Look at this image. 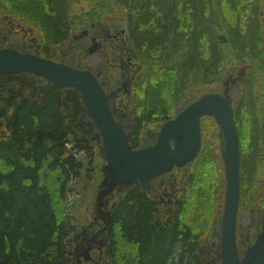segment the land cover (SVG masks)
I'll use <instances>...</instances> for the list:
<instances>
[{"label": "trees", "instance_id": "trees-1", "mask_svg": "<svg viewBox=\"0 0 264 264\" xmlns=\"http://www.w3.org/2000/svg\"><path fill=\"white\" fill-rule=\"evenodd\" d=\"M81 1L0 0V13L34 27L48 53L67 39L73 20L86 24L71 17ZM86 1L89 21L123 18L143 64L133 86V148L145 131L173 119L183 100L219 92L222 79L246 67L234 105L239 213L264 208L258 176L264 168V0ZM6 109L0 114V264H69L68 190L81 177L76 155L90 150L92 137L82 101L71 89L47 84L41 98L18 93ZM200 128L201 149L182 171L174 210L160 211L139 185L126 192L111 212L104 264H205L202 241L225 186L218 127L203 117Z\"/></svg>", "mask_w": 264, "mask_h": 264}, {"label": "water", "instance_id": "water-1", "mask_svg": "<svg viewBox=\"0 0 264 264\" xmlns=\"http://www.w3.org/2000/svg\"><path fill=\"white\" fill-rule=\"evenodd\" d=\"M245 69V66L241 67L242 71ZM19 74H32L60 89L75 91L82 101L88 127L102 139L106 164L96 198V214L103 216L104 230L106 229L105 234L100 236L104 239L102 246L108 238L111 212L116 205L108 207L107 195L121 189H127L128 192L137 184L141 190H147L153 179L189 166L201 149L200 121L203 117H208L214 120L219 129V152L225 183L224 201L221 210L217 211V215L221 212L220 264H264V228L243 254L238 251L241 158L234 107L227 88L221 93L204 94L180 108L172 120L162 125L153 146L133 149L127 130L111 114L110 96L106 95L91 72L80 71L38 56L23 55L11 49L0 50V77ZM102 198L105 200L103 204L100 202ZM84 254V260L87 261L89 249H85Z\"/></svg>", "mask_w": 264, "mask_h": 264}, {"label": "flooded vegetation", "instance_id": "flooded-vegetation-1", "mask_svg": "<svg viewBox=\"0 0 264 264\" xmlns=\"http://www.w3.org/2000/svg\"><path fill=\"white\" fill-rule=\"evenodd\" d=\"M117 19L119 18L114 16L113 18H102L100 21L95 22L87 21L84 27L79 24V20H73L74 25L70 29L67 39L46 53L43 49V39L34 27L19 19L13 20L12 18L0 15V50L11 49L23 55L38 56L42 59L50 60L71 68L79 66V70L91 72L102 86L106 95L110 96V101L112 99L115 100L114 104H116V111L112 116L115 119H120L124 117V115L127 116L125 125L129 128V135L132 127L133 113L130 106L132 104L133 86L138 75L142 71L143 64L139 56L133 51L134 46L128 34V27L125 21L121 19V22H124L123 25L126 28L125 30H119L117 26H110L112 23L121 25L120 21ZM101 23L111 24L106 27L101 26ZM79 27L83 28L79 32L80 34L78 33ZM129 50L130 52L132 51L130 55L128 52ZM133 56H135V60H132ZM238 68L239 67L234 68V71ZM47 84L51 85L47 81L37 78L32 74L1 76L0 114L9 113L6 107L12 95L14 96L19 93V96L23 95L25 98H41ZM118 84L121 85L118 86ZM128 84L131 86V89L129 93H125ZM122 92L125 94L123 95ZM194 98L195 96H190L183 100L176 109L177 112H179L180 108L183 106L185 107L197 99V97L196 99ZM16 99L18 100L19 98ZM144 133L137 138L136 148L133 149H141L144 135L146 134ZM90 139L92 140V137ZM89 140L87 142L91 149L92 141ZM79 171L80 173L84 171L82 162L81 170ZM184 184V174H176L173 179H169L167 174L153 179L150 183V190L143 191L147 194L150 201L157 205L158 209L160 206L163 208L159 209L160 211L168 212L169 210H174ZM152 186L153 189L151 190ZM136 187H139L138 184L135 188ZM155 192L161 193L160 202L157 201ZM247 215L246 213H239L238 221L239 225L243 224V229L246 231L251 227L248 220L249 217L246 221ZM102 217L101 214H98V217H95L94 221H90L85 231L80 235L79 225H73L71 220H69L66 237L69 238L77 234L75 238V240H77L75 244L77 249L74 254H71L72 251L70 252V255H72L69 257L70 264L105 263L106 243L102 246L104 239L100 236L105 234L106 229L104 230V221H95ZM257 220L259 221L258 218ZM256 235L257 232L252 236V242ZM85 249H89V259L87 261L84 260ZM209 257L207 248L202 247V260L205 264H211Z\"/></svg>", "mask_w": 264, "mask_h": 264}, {"label": "rangeland", "instance_id": "rangeland-1", "mask_svg": "<svg viewBox=\"0 0 264 264\" xmlns=\"http://www.w3.org/2000/svg\"><path fill=\"white\" fill-rule=\"evenodd\" d=\"M91 9H92V4L89 1L83 0L80 3H78L77 5L73 6V9L71 12V17H81L82 18L81 21L87 22V21H89V18L85 15H86V13L90 12ZM0 15H2V14L0 13ZM2 16H4V15H2ZM116 18H119L117 20L120 21L121 25H116L115 23H112V25H110L111 23L110 24L109 23H105V24L101 23V26H106V27H108L109 25L110 26H117V28L119 30H121V29L125 30L126 28L123 25L124 22H121V19L123 20V18H121V16L116 17ZM83 27H84V25H83ZM79 28L80 29H79L78 33L83 29L82 27H79ZM128 52H129V55H130V53H132V51L130 52V50ZM134 58H135V56H133L132 60H135ZM136 66H137V63H136ZM74 69L79 70L80 67L75 66ZM80 71H82V70H80ZM244 73H245V70L242 71L241 68H238L229 77H226L225 79L222 80V82L224 84L223 89H226V88L228 89V94H229L230 99L232 101L233 107L242 98V90H241L242 81H241V79H243ZM119 85H121V84H118V86ZM130 89H131V86L128 84V88L125 89V93H129ZM125 93L122 92L123 95ZM114 102H115L114 99H112L111 101L109 99L110 110H111L112 115L116 111V104H114ZM132 107L133 106L131 104L130 109H132ZM120 117H121V115H120ZM126 119H127L126 115H124V117H122L120 119L114 118V120L123 129H125V130H127V132H129L128 126L125 125ZM161 127H162V125L156 126L155 128L147 130L145 132L146 134L144 133L145 134L144 135V141L142 143L141 148L151 147L155 144L157 134L159 133ZM89 130L92 133V140H91L92 141V147H91V149L88 150L87 152L79 153L78 155H76L77 158L82 162L83 169L86 173L84 171H81L82 173H81V177L79 178V180L71 183L69 190H68V196H67L68 219L71 220L73 225H76V224L79 225V235L83 231H85V229L89 225L88 223L90 221H94L95 217H98V214H96V205H98V203H96V198H97L98 193L100 192L99 186L103 180V169H104L105 164H106L105 159H104L102 139L100 138V136L97 134L96 131L92 130V128H89ZM217 135L219 136V129H218ZM219 143H220V140H218V145H219ZM182 171H183V169L171 172L170 174H168L169 179H173L176 174L181 175ZM262 171L264 173V168L259 170L258 176H259V180L264 182L263 181L264 177L261 176ZM224 186H225V183H224ZM262 186H264L263 183H262ZM150 187H151V185L149 186L147 191L150 190ZM152 189H153V186H152L151 190ZM126 190L127 189H121V190H119V192L117 190H115L114 192L108 194L106 197V198H109V200H106L107 203L109 204L108 207H111L114 204H116L123 197L124 193H126ZM155 194L157 196V201L160 202L161 193L155 192ZM224 194H225V190H224ZM104 201H105L104 198H102L100 201L101 204H103ZM161 208L162 207L160 206V209ZM164 209H166V208H164ZM263 210H264V208H261L260 205L253 207V208H250L248 210V213H246V214H248L246 217V221H247V218L249 217L248 220H249V224L251 225V227L249 228L248 231L243 229V224L242 225L240 224L241 226L239 225L238 232H237V246H238V251L240 254H243L244 251L246 250V248L251 245L252 236H254L256 232L258 235V233L264 228V212H263ZM220 214H221V212L218 215L216 212V215L213 219V221L215 220V224L213 225V222H212V225H211V228H210L208 234L206 235V237L202 241V247L207 248V251H208L209 256H210L209 259L211 260L210 261L211 264H220V250H219V231H220L219 224H220V217H221ZM257 218L259 219V221L257 220ZM95 221H102V219L98 218ZM257 235L253 239V242L256 239ZM76 236H77V234L69 237L67 240V248L69 249V255H70L71 251H72L71 254H74L76 252V249H77V246L75 245L76 241H77V240H75ZM71 256L72 255H70L69 257H71Z\"/></svg>", "mask_w": 264, "mask_h": 264}, {"label": "bare ground", "instance_id": "bare-ground-1", "mask_svg": "<svg viewBox=\"0 0 264 264\" xmlns=\"http://www.w3.org/2000/svg\"><path fill=\"white\" fill-rule=\"evenodd\" d=\"M260 6H261V7H263V6H264V1H261V2H260ZM206 94H207V93H206ZM194 99H196V96H195V98H194ZM159 209H160V208H159ZM164 212H165V211H164Z\"/></svg>", "mask_w": 264, "mask_h": 264}]
</instances>
